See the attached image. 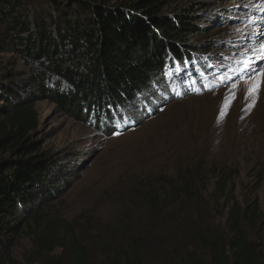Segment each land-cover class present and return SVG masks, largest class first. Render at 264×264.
<instances>
[{"label": "rangeland", "instance_id": "obj_1", "mask_svg": "<svg viewBox=\"0 0 264 264\" xmlns=\"http://www.w3.org/2000/svg\"><path fill=\"white\" fill-rule=\"evenodd\" d=\"M190 12L198 23L180 53L198 47L222 68L231 67L233 76L228 73L225 84L176 99L166 77L174 66L169 54L162 81H149L133 100L111 105L107 114L91 109L75 119L47 100L33 110L38 128L31 137L55 168L46 177L51 197L36 195L32 209L56 226L60 243L87 245L92 264H112L107 254L112 245L134 240L144 241L140 253L146 264H181L185 253L199 245L195 233L202 223L229 239L230 208L219 197L225 179L244 209L257 204L260 222L251 238L264 245V0H172L159 15L175 23ZM165 41L166 50L175 45ZM32 70L20 55L0 50V85L23 87ZM178 90L174 84L172 92ZM123 110L135 127L114 133L119 125L114 114ZM187 184L208 207L189 210L188 196L176 199L174 193ZM26 222L10 245H3L5 253L21 264L67 261L61 249L38 253L35 242L43 229L32 234Z\"/></svg>", "mask_w": 264, "mask_h": 264}, {"label": "trees", "instance_id": "obj_2", "mask_svg": "<svg viewBox=\"0 0 264 264\" xmlns=\"http://www.w3.org/2000/svg\"><path fill=\"white\" fill-rule=\"evenodd\" d=\"M171 1L0 0V50L20 55L33 68L23 87L0 85V264H21L5 253L3 245H10L25 221L24 227L32 234L34 228L43 229L35 242L38 253L61 249L67 259L63 264H92L87 245L76 240L72 245L66 240L60 243L54 233L56 226L44 220L40 210L32 209L36 195L51 197L46 177L55 168L52 157L41 152L31 137L38 128L33 110L47 100L75 119L81 112L90 114L91 109L107 114L111 105L133 100L148 88L149 81H162L163 63L169 54L180 58V47L186 46L198 23L193 12L182 13L180 22L175 23L160 18ZM165 40L175 44L168 51ZM197 48L188 46L183 51L195 57L207 56ZM221 182L219 197L230 208L232 235L226 238L217 227L205 230L201 222L203 228L195 233L199 245L188 248L181 264H264V245L251 238L260 222L257 204L254 209H244L230 190L229 180ZM183 188L174 194L177 200L188 196L193 204L189 210L208 207L205 197L193 187L187 184ZM170 239L166 238L167 244L172 245L174 240ZM143 242L112 245V252H107L112 255L110 263L146 264L140 253Z\"/></svg>", "mask_w": 264, "mask_h": 264}, {"label": "bare ground", "instance_id": "obj_3", "mask_svg": "<svg viewBox=\"0 0 264 264\" xmlns=\"http://www.w3.org/2000/svg\"><path fill=\"white\" fill-rule=\"evenodd\" d=\"M227 63H231L230 61L229 62H227ZM236 68V67H235Z\"/></svg>", "mask_w": 264, "mask_h": 264}]
</instances>
